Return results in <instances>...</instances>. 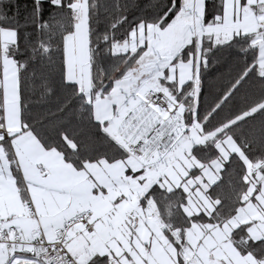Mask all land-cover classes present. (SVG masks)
<instances>
[{"label": "snow or ice", "instance_id": "6c2138e0", "mask_svg": "<svg viewBox=\"0 0 264 264\" xmlns=\"http://www.w3.org/2000/svg\"><path fill=\"white\" fill-rule=\"evenodd\" d=\"M0 264H264V0H0Z\"/></svg>", "mask_w": 264, "mask_h": 264}]
</instances>
